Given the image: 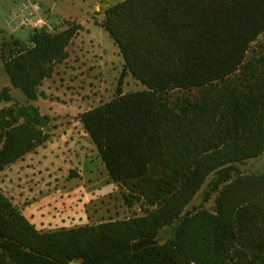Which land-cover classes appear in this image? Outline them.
I'll list each match as a JSON object with an SVG mask.
<instances>
[{"label":"trees","instance_id":"1","mask_svg":"<svg viewBox=\"0 0 264 264\" xmlns=\"http://www.w3.org/2000/svg\"><path fill=\"white\" fill-rule=\"evenodd\" d=\"M101 27L146 90L119 94L79 120L132 219L39 232L0 190V264H264V173L236 165L264 151V0H123ZM81 30L32 32L0 47L11 86L28 101ZM174 91H196L171 102ZM9 102L7 90L0 102ZM32 106L0 111V171L49 138ZM214 213L182 215L209 176ZM221 188V190H220ZM169 238L162 243L160 233ZM140 240L155 244L133 253Z\"/></svg>","mask_w":264,"mask_h":264},{"label":"rangeland","instance_id":"2","mask_svg":"<svg viewBox=\"0 0 264 264\" xmlns=\"http://www.w3.org/2000/svg\"><path fill=\"white\" fill-rule=\"evenodd\" d=\"M14 0H0V47L17 40L27 43L31 32H10L3 26L6 5ZM39 4L50 19L58 22L56 33L66 24L80 26L67 48L68 57L56 65L51 78L38 88V97L28 101L14 89L0 61V94L7 90L9 102H0V111L18 106H32L47 116L48 140L19 160L15 167L0 171V190L12 203L30 217V223L42 233L73 229L108 221L132 219L148 209L142 201L131 205L124 201L125 190L114 183L99 154L79 120V116L103 105L119 94L146 90L130 75L122 78L123 59L109 35L101 27L103 5L122 0H26ZM52 8V9H51ZM264 37L254 43L249 57ZM196 91H174L171 102L194 97ZM242 174L264 173V151L259 158L236 165ZM214 179L207 178L182 215L196 210L215 211L217 193L205 199ZM221 190V188H220ZM161 242L168 240L167 230L160 233ZM76 264V263H74Z\"/></svg>","mask_w":264,"mask_h":264},{"label":"built area","instance_id":"3","mask_svg":"<svg viewBox=\"0 0 264 264\" xmlns=\"http://www.w3.org/2000/svg\"><path fill=\"white\" fill-rule=\"evenodd\" d=\"M3 26L10 32H35L56 33L60 24L50 19L47 12L41 6L31 1H25L14 11L7 14L3 20Z\"/></svg>","mask_w":264,"mask_h":264},{"label":"crops","instance_id":"4","mask_svg":"<svg viewBox=\"0 0 264 264\" xmlns=\"http://www.w3.org/2000/svg\"><path fill=\"white\" fill-rule=\"evenodd\" d=\"M26 0H14L12 3L7 4L6 8H7V12H12L14 11L18 6L22 5ZM123 1V0H122ZM121 2V1H120ZM52 9V8H51ZM19 161H17L16 163L10 165V167H15V165H17ZM22 215L28 220L30 221V217L26 216V213L23 212Z\"/></svg>","mask_w":264,"mask_h":264},{"label":"water","instance_id":"5","mask_svg":"<svg viewBox=\"0 0 264 264\" xmlns=\"http://www.w3.org/2000/svg\"><path fill=\"white\" fill-rule=\"evenodd\" d=\"M155 244L154 241L151 240H140L132 245V252H138L142 250L145 247L153 246Z\"/></svg>","mask_w":264,"mask_h":264}]
</instances>
